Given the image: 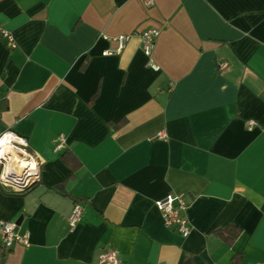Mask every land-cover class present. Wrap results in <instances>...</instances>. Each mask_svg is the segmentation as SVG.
<instances>
[{"label":"crops","instance_id":"obj_1","mask_svg":"<svg viewBox=\"0 0 264 264\" xmlns=\"http://www.w3.org/2000/svg\"><path fill=\"white\" fill-rule=\"evenodd\" d=\"M153 1L0 0V134L41 163L26 191L0 183V220L29 233L0 234V264H264V0ZM178 194L187 237L156 203Z\"/></svg>","mask_w":264,"mask_h":264},{"label":"built area","instance_id":"obj_2","mask_svg":"<svg viewBox=\"0 0 264 264\" xmlns=\"http://www.w3.org/2000/svg\"><path fill=\"white\" fill-rule=\"evenodd\" d=\"M147 5H152L153 0H145ZM158 28H149L141 32L140 36L143 42V49L149 58L148 64L153 68L158 69V65L153 62V50L157 38L160 35ZM2 36L6 37L8 44L13 47L15 41L9 31L0 29ZM130 35H119L112 39L118 42V45L113 48H108L103 51L104 55L119 53L126 46ZM1 116V109H0ZM248 124L253 126L254 121H249ZM166 131H159L155 137L158 139L167 138ZM65 144V138L60 137V142L57 149ZM29 139L26 136L20 135L12 129H7L0 134V183L7 190L22 192L30 189L40 179V160L29 150ZM157 206L162 213L164 223L167 227H175V229L184 237H187L191 232V226L185 215V210L188 206L184 196L167 195L157 200ZM83 215V206L77 203L70 215L69 225L74 229ZM0 234L3 244L6 248H11L15 244H29V233H19L17 231V222L13 220H0ZM98 264H120L117 252L113 248L105 249L99 256ZM262 264V263H258Z\"/></svg>","mask_w":264,"mask_h":264}]
</instances>
